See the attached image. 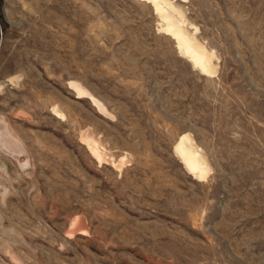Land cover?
Returning a JSON list of instances; mask_svg holds the SVG:
<instances>
[{
    "label": "rangeland",
    "instance_id": "rangeland-1",
    "mask_svg": "<svg viewBox=\"0 0 264 264\" xmlns=\"http://www.w3.org/2000/svg\"><path fill=\"white\" fill-rule=\"evenodd\" d=\"M178 3L216 75L146 1L0 0V264H264V0Z\"/></svg>",
    "mask_w": 264,
    "mask_h": 264
},
{
    "label": "bare ground",
    "instance_id": "bare-ground-1",
    "mask_svg": "<svg viewBox=\"0 0 264 264\" xmlns=\"http://www.w3.org/2000/svg\"><path fill=\"white\" fill-rule=\"evenodd\" d=\"M153 6L154 12L158 16L159 29L172 36L177 44L180 53L200 71V73L214 76L218 72V56L214 48L199 35L198 27L188 17V10L178 3V0H143ZM183 2L187 0H182ZM69 87L73 90L77 98H88L92 104L100 111L106 112L105 105L82 83L75 80L69 81ZM57 117L65 116V113L57 106L51 111ZM81 141L87 146L92 155L103 162L106 158V150L100 140H95L90 135L82 137ZM11 147H17L15 141H8ZM10 144V145H11ZM174 152L177 158L183 163L188 173L198 180L206 179L211 167L208 157L203 148L195 141L189 133L182 134L174 145ZM107 159V158H106ZM121 159V158H120ZM125 159V158H124ZM123 157L119 164L121 168L124 163ZM83 231V230H82ZM81 231V232H82ZM85 231V230H84Z\"/></svg>",
    "mask_w": 264,
    "mask_h": 264
}]
</instances>
